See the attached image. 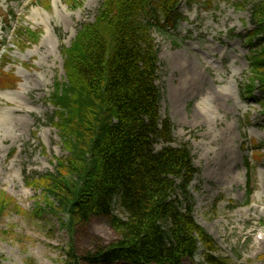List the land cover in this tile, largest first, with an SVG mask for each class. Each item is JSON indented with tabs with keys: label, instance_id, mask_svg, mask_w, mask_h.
Returning a JSON list of instances; mask_svg holds the SVG:
<instances>
[{
	"label": "rangeland",
	"instance_id": "1",
	"mask_svg": "<svg viewBox=\"0 0 264 264\" xmlns=\"http://www.w3.org/2000/svg\"><path fill=\"white\" fill-rule=\"evenodd\" d=\"M49 1L50 8L44 0H0V67L16 77L14 87L0 88V199L8 200L0 203L1 264H63L70 240L64 216L30 181L54 173L56 159L67 155L49 121L55 109L48 96L64 77V49L80 25L93 20L102 0ZM253 1L180 0L175 29L153 33L160 113L171 120L175 143L188 145L199 171L189 188L193 216L217 253L233 264H264V88L251 87L244 95L256 48L246 41L256 27ZM26 29L37 41L21 35ZM195 68L205 84L189 81ZM208 86L228 88L232 99L226 108L213 105ZM116 238L105 218L93 217L75 225L71 239L82 256Z\"/></svg>",
	"mask_w": 264,
	"mask_h": 264
},
{
	"label": "trees",
	"instance_id": "2",
	"mask_svg": "<svg viewBox=\"0 0 264 264\" xmlns=\"http://www.w3.org/2000/svg\"><path fill=\"white\" fill-rule=\"evenodd\" d=\"M218 1L232 0L208 3ZM177 3L103 0L93 21L81 24L63 51L65 76L50 95L55 111L49 121L67 155L56 159L54 173L30 181L65 218L70 240L63 264H181L184 259L233 264L217 253L193 216L189 188L199 171L188 145L175 143L172 122L160 113L153 32L165 34L160 21L174 26ZM250 7L256 27L249 44L256 48L246 87H264V0ZM25 34L38 39L28 29ZM15 84L16 77L0 72V88ZM93 217L105 218L117 238L78 256L71 239L74 226Z\"/></svg>",
	"mask_w": 264,
	"mask_h": 264
},
{
	"label": "bare ground",
	"instance_id": "3",
	"mask_svg": "<svg viewBox=\"0 0 264 264\" xmlns=\"http://www.w3.org/2000/svg\"><path fill=\"white\" fill-rule=\"evenodd\" d=\"M204 58L207 60V59H210V57L208 55L204 56ZM212 60L210 59V62ZM205 72V70H204ZM189 73V72H188ZM200 81V82H203V84L206 83V80L205 78L203 77L202 75V72L199 71L198 69H192L190 71V78H189V81ZM208 90H211L210 92V96H211V101L213 103V105L215 107H218V108H226V106H228V101H230L232 99V95L230 94L228 88H226L225 86L224 87H218V88H211L210 86H208ZM196 114L199 118H203V112L200 110H196Z\"/></svg>",
	"mask_w": 264,
	"mask_h": 264
}]
</instances>
